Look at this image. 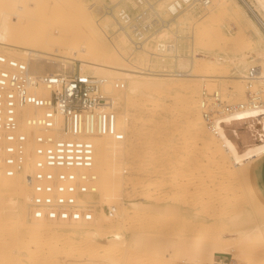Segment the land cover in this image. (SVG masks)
Returning <instances> with one entry per match:
<instances>
[{
    "label": "rangeland",
    "instance_id": "obj_1",
    "mask_svg": "<svg viewBox=\"0 0 264 264\" xmlns=\"http://www.w3.org/2000/svg\"><path fill=\"white\" fill-rule=\"evenodd\" d=\"M8 1L6 0L7 3ZM49 1L59 2L64 8H69L70 2L68 0ZM87 1L92 2L94 0ZM2 2L0 1V6ZM149 2L153 5L158 3L156 0H149ZM98 3L102 9L105 7L112 15L121 6L128 8L129 11L137 8V5L130 0H123L118 4H115L116 0L108 3L105 0L103 3L95 1V4ZM9 5H11L10 2L8 7H10ZM159 8L162 9L163 6H159ZM68 11L64 13L48 11L45 16L49 20L53 18L55 20L56 18V21L58 19L62 22L65 18L66 21H64L69 26L74 25H71L74 30L71 27L70 29L75 31L78 24H73V20L69 19L68 16L73 14L69 9ZM184 11H188L184 14L186 16L184 24L179 25L177 30L175 25L171 24L173 34L165 36L162 33V35H158L171 41V46L167 52L156 55L154 54V45V49L146 46L149 52L151 51L150 54L146 55H153L151 69L161 71L164 69L173 71L181 69L183 71V68L179 69V66L174 65L173 56L175 53L192 60L194 45H192L191 25L202 19L207 8L202 10L187 8ZM102 12H92L100 22L103 19L100 16ZM155 12H158V10H155ZM113 18L114 16H112L114 26L105 29L104 38L109 45L111 44L110 46H118L119 37L124 33L122 29H119L120 26ZM217 19L218 25L213 29L212 34L217 41L216 50L218 52L231 55L238 54L241 51L249 52L253 49V45L256 44V33L247 21L238 24V22L235 23L236 21L232 20L233 23L225 15L219 16ZM54 24L60 26L58 22ZM65 24L64 27H66ZM51 26L54 27L53 24ZM76 30L78 31L77 27ZM83 34L85 36L88 31H83ZM148 43L151 44L152 41L146 42V44ZM129 46L124 55H135L131 52ZM193 59L195 58L193 57ZM250 64L252 66L253 62ZM50 65L47 64V66ZM78 65L79 62L77 61L75 71H78ZM216 71L218 73L222 71L234 72L231 62H221L216 67ZM180 75L168 76L171 85L167 87L168 89L165 88L162 91L153 89L130 93L126 91V87L123 89L114 88V92L120 95L117 107L118 120L123 117V114L127 117L125 121H127L128 128L123 134L125 149L122 145L115 151L113 149L95 150L97 174L100 177L102 172L107 173V181L110 183L109 188L101 189H104L105 192H108L113 186L110 172L113 173L114 170H117L116 167L119 165L116 164V160L123 153L125 155V164L123 165L126 168V173L123 176L124 184L122 182L115 184V190L121 188V196L109 202L114 203L116 208L121 204V201L123 202L121 205L126 209L120 231H123L122 233L128 241L132 242L134 239L136 245H132V247L126 244L116 246L111 241H90L74 237L72 234L55 233L47 228V225L51 223L49 220H44L46 225L39 232L25 230L24 227L34 221L32 208H29L27 204L28 208L25 209L24 214L17 217L15 205L17 194H19L18 197L22 204L26 203L24 199L26 194L18 192L16 179H3L0 182V196L2 195L0 197V200H2L0 204V262L3 259L16 257L22 261L44 260L43 262L46 261L47 264H56L52 261L53 258L55 259L58 256L61 257L58 259V263L61 262V259L65 261L75 258V260H81L86 264H95L107 260L117 264H126V262L127 264H135L139 262L138 259L140 258V264H194L195 259L198 258L200 264H247V261L251 259L250 257L254 255V258L256 256L260 258L257 257L259 262L255 260L257 264L264 261V245H257V242L260 241L253 242V245L246 243L247 246L240 244V242H234V245H231V254L215 252L213 256L209 257L205 252L207 246L211 249L216 247L215 245L218 246L219 243L221 245V242L226 243L231 240V236L235 235L240 228L255 225H258L260 229L263 228L264 192L256 193L252 190L244 198L242 196L245 194L244 186L249 179L256 176L258 182H261L259 178L264 177V166L260 164L262 159L260 158L257 161L259 168L253 161L246 169H240L235 175L230 176L227 172H234V168L224 152L220 156L214 151V146L205 143V137L211 130L208 129V126H205L199 131L194 126L197 115L203 119L201 114L203 109L199 107L201 90L212 91L218 89L228 102H240L245 100L246 96L244 81L236 77L221 80L216 78L200 80L191 78V76ZM115 79L110 78V80ZM259 85L264 89V84ZM262 96L264 97V95ZM222 126L242 148L245 146L246 141L252 138L250 130L255 126V121L250 120L240 124L234 122L222 123ZM93 139L100 140L101 138L93 137ZM101 140L106 141V138ZM104 180L106 179L104 178ZM107 194L110 196L112 193L108 192ZM235 194H242V198L235 196ZM11 201L12 203H10ZM98 201L100 204L102 199ZM236 214L239 215L238 219L241 222L239 224L236 222V225H234L233 221L231 223L228 220ZM108 218L110 219L107 221L101 222L99 219L94 222H85V224L93 227L98 232L113 234L117 229V222L112 217ZM59 223L66 224L62 221ZM195 234H198L199 241H203L204 245L206 244L205 247L202 245L203 251L201 253L198 250V253L196 252L197 246L191 242L192 236ZM36 235L38 238L35 237ZM262 242L264 244V240L261 239L260 243ZM248 244L252 246H248ZM256 245L261 249L258 250ZM204 252L205 254H203ZM135 253H137V257L140 255L138 259L136 257L131 258L135 256ZM127 256H129L128 259ZM129 258L131 261L134 259L133 262H129Z\"/></svg>",
    "mask_w": 264,
    "mask_h": 264
},
{
    "label": "bare ground",
    "instance_id": "obj_2",
    "mask_svg": "<svg viewBox=\"0 0 264 264\" xmlns=\"http://www.w3.org/2000/svg\"><path fill=\"white\" fill-rule=\"evenodd\" d=\"M0 1H3L1 3L2 7L0 6V52L5 53L9 56L28 60V64L36 73L45 71L59 73L63 70L65 72L75 71L76 62L78 61L79 72L89 73L94 76H100L105 78L106 84L104 85V87L106 88V91L108 93L112 94L113 107H115L116 110L119 105L118 99L120 98V95L114 92V87L111 85L110 78L123 79L124 88L126 87V91L130 93H135L136 91L153 89L162 91L163 89L171 85L168 76L180 75L171 71L170 69H164L163 71L159 72L142 71L144 67L147 69L152 68L151 58L153 55H148L149 57L146 55L150 54L151 52H149L146 46L153 48V44L148 43V45L145 42L142 47L133 48L128 36L125 34L124 31H122L124 33L123 35L120 34L121 36L119 37V40L117 42L118 46H110L111 44L109 45L105 41L104 34L106 33V28L114 26V21L112 20L113 15L110 14V11L106 10L105 7L104 9H102L99 3V5L95 4V1L103 3L104 0H94L92 2H88L87 0H68L70 2L68 9L72 11L73 14L70 15L72 17H68L69 19L71 18V21L73 20V24H78V26H76L78 31L76 30V27L75 31H72L71 29H73L72 26L74 25L71 24L72 26H69L68 23L65 22V18H63V22L62 20L60 21L58 19L56 21V18L55 20L54 18L50 19V21L49 18L45 16L48 11H59L61 13H64L65 11L69 12L68 9L64 8L59 2H50L49 0H7L8 3H11V5H9L10 7H8V3L6 2V0ZM110 1L112 0H105L106 3ZM120 1L123 0H116L115 4H118V2ZM130 1L136 4L135 0ZM156 1L158 2L156 3V5H153L152 3L151 5H149V7L151 6L152 9L158 10L160 13L164 14L165 4L169 0ZM5 4L7 5L6 7ZM159 6H163V8L160 9ZM206 8L207 11L206 13H204L202 19L198 20L197 23L191 25L193 35L192 45H194L192 60H188V58H186L185 56L177 55L176 53L173 56L174 65L179 66V69L183 68V71H186V73L181 75H186L189 77L191 76V78L193 77L195 79L200 80H205L208 78H216L218 80H221L225 78L236 77L237 79L243 81L245 71L249 67H251L250 63L253 62L252 66L256 67V73H258L256 83L264 84V0H209V4ZM102 10L104 11L102 12ZM93 11H96L97 13L102 12V15H100L103 18L101 22L94 17L92 13ZM186 12L188 11L183 10L176 16L172 17L169 20L167 27L164 29L163 32L159 33V35H162V33L165 36L173 34L174 31L171 30V24H174L175 29L177 30L179 25L185 23L186 19L184 18L186 16L184 14H186ZM77 13L78 15H76ZM224 15L227 16L228 19H230L231 21L235 20V23L238 22V24L247 21L253 27L256 33V44L253 45L252 50H250L249 52L241 51L238 54L234 53L231 55H226L223 54V52H218L216 50L217 41L216 39H214L215 37H213L212 33L213 29L218 25L217 18L219 16L222 17ZM179 18H181V20H179ZM53 20L55 22L60 23V26L55 25V22ZM64 22L67 24H65ZM51 24H53L54 27L51 26ZM64 24L67 28L64 27ZM119 29H121V27H119ZM83 31H88V34L84 36ZM128 46L130 47L131 52L135 53V55H124V52L126 51V49H128ZM154 54H156L155 51ZM193 57L195 59H193ZM221 62H231L234 72L231 73L229 71H222L221 73H218V71H216V67ZM47 64L51 65L47 66ZM122 116L123 117L117 120V127L118 130L125 133L128 128L127 121H125L127 117L124 114ZM251 116L253 117L251 118V120L255 121V126L253 127V129L250 130L252 133V138L246 141L244 147L240 148L236 141L232 139L231 136H229V132L222 126V123L234 122L240 124L245 121H250L249 119L245 120L242 118H249ZM204 123L205 122L203 121V119H201V117L197 115V119L194 121L195 128L200 131L205 126H207ZM212 126L213 128L210 129L211 132L208 131L209 134L205 137V143L209 146H214V151H216V154L220 155L224 152L225 156L229 159L232 164V167L234 168V172H227L230 176L235 175L240 169H246L249 164H251L253 161L257 164L256 166L259 168L257 161H259V159L262 158V156L264 155V104L250 107L241 111H236L232 114H228L225 116L216 117L213 119ZM258 127H260V129H258ZM97 138H106V141H102L101 139V141L99 139H93L95 150L105 151L113 149L115 151L119 146H122L124 144V139H122L121 141V139H117L116 136H103ZM217 145H219V147H217ZM29 171L30 166L26 165L24 172L21 174L14 175L12 177H0V182L3 179H16L18 192L20 194H26V197L24 198L26 200L25 204H22L19 200V194H17L16 196L17 199L15 198L17 217H21L24 214L25 209L28 208V206L29 208H32L30 205L31 192L27 185V176L29 174ZM102 173L99 177L100 190L102 188H109L110 184L109 181H107V173ZM104 178L106 180H104ZM120 189L121 188H117L115 192H120ZM252 190L256 193L264 192V183L258 182L256 176L246 182L244 186L245 194L241 195L244 198V196ZM241 195L235 194V196L242 198ZM0 197H2V195ZM110 199L111 197L107 195L103 196L101 203L98 205L99 209L97 211L99 215L97 214L92 220V222L97 221L99 219L101 220V222L110 219L108 218V215H105L103 213L105 211V207L109 205V201H111ZM1 202L2 200H0V204ZM10 203H12V201ZM121 204H123L122 201ZM121 204L118 206V208H115V211L110 216L113 218V220L117 222V229H115L116 231L113 234L98 232L93 227L86 225L83 221H62L66 222V224L64 225L59 223L60 221L49 220L51 223L47 225V228L55 233L72 234L74 237L83 238L90 241H111V243L116 246L126 244L131 245L132 247V245H136L134 239L132 242L128 241L122 233L123 231H120L122 227L124 211L126 209ZM238 217V214L232 215L228 221H230L231 223L233 221L234 225H236V222L237 224H239L241 221L238 219ZM32 218H34V221H31L28 226L24 227L23 224H20L22 225V227H24L25 230L39 232L46 225L44 223V220L46 219L35 218L34 216ZM227 222L226 224H228ZM15 232L17 233L18 231ZM221 233L223 234L224 232ZM197 235L198 234L192 236L191 242H193L194 245L197 246L196 252L198 250V252L201 253L203 251V246L205 247L206 244L204 245L202 243L203 241H199ZM35 237L38 238L37 235ZM261 239L264 240V223L262 229H260L258 225H255L253 227L240 228L236 231L235 235L231 236V240L227 241L226 239V243L221 242V245L219 243L218 246L215 245L216 247H213L211 249L207 246L205 247V252H207L206 255H209V257L213 256L215 252L231 254V245H234V242H240V244L242 243L244 245L246 243H251L253 245V242H261ZM260 242H257V245L259 246L260 244H262L263 246V242ZM249 244L248 246H252ZM208 245H210V243H208ZM207 248L209 249L208 251L206 250ZM259 249L261 248H258V250ZM205 252L203 254H205ZM134 255V257L132 255V257L130 255L129 256L131 258L136 257V259H138L140 256L138 255L137 257V253H135ZM129 256H127L126 258L128 259ZM254 256L250 257L251 259L247 261V264H257L255 260L258 261L260 258L258 256L254 258ZM60 258L61 257L57 256V258H53L52 262H55L56 264H86L81 260H75V258L71 260L67 259L65 261H62L61 259V262L58 263L57 261ZM136 259L135 261L137 262ZM3 260L0 262V264H47L46 261L43 262L44 260L22 261L21 259L16 257L7 258L4 261ZM133 260L131 261V259L129 258V262H133ZM138 260L139 262L135 264H140V258ZM195 261L196 262L194 264L201 263H199L198 258H196ZM95 264L117 263H112L107 260L100 263L96 262ZM260 264H264V261H261Z\"/></svg>",
    "mask_w": 264,
    "mask_h": 264
},
{
    "label": "built area",
    "instance_id": "obj_3",
    "mask_svg": "<svg viewBox=\"0 0 264 264\" xmlns=\"http://www.w3.org/2000/svg\"><path fill=\"white\" fill-rule=\"evenodd\" d=\"M151 4L136 0L135 10L121 6L112 12L133 48L151 40L155 53L161 55L171 41L158 35L169 20L187 8L205 9L209 0H169L164 14L152 10ZM257 76L254 66L245 71L246 96L241 102H228L218 89L201 90L199 107L209 129L216 117L264 104V89L256 83ZM110 82L115 89L124 88L122 80ZM105 84V78L79 71L36 73L28 60L0 52V177L21 174L30 166L27 185L35 218L89 222L98 214V200L109 196L108 192L111 201L121 196L122 191L114 190L115 184H124V153L115 162L117 170L110 172L113 186L108 192L100 190L95 169L93 137L124 139L117 127L113 96ZM115 208L109 202L104 214L110 217Z\"/></svg>",
    "mask_w": 264,
    "mask_h": 264
},
{
    "label": "crops",
    "instance_id": "obj_4",
    "mask_svg": "<svg viewBox=\"0 0 264 264\" xmlns=\"http://www.w3.org/2000/svg\"><path fill=\"white\" fill-rule=\"evenodd\" d=\"M262 160H261V165L263 164V166H264V155L262 156V158H261ZM263 175H264V172H263ZM259 181H261V182H263L264 183V177H261V178H259Z\"/></svg>",
    "mask_w": 264,
    "mask_h": 264
}]
</instances>
